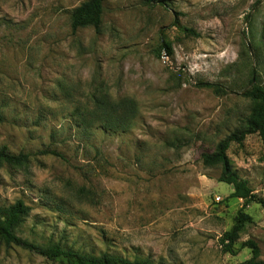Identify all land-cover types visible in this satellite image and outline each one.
Listing matches in <instances>:
<instances>
[{"label":"rangeland","instance_id":"obj_1","mask_svg":"<svg viewBox=\"0 0 264 264\" xmlns=\"http://www.w3.org/2000/svg\"><path fill=\"white\" fill-rule=\"evenodd\" d=\"M86 1L0 0V146L29 156L0 167V208H30L17 235L153 264H242L250 239L264 261V210L230 198L200 159L250 115V81L264 87V0H104L100 32L72 33ZM227 155L264 198L259 137ZM240 210L252 222L225 254ZM0 264L59 263L0 245Z\"/></svg>","mask_w":264,"mask_h":264},{"label":"trees","instance_id":"obj_2","mask_svg":"<svg viewBox=\"0 0 264 264\" xmlns=\"http://www.w3.org/2000/svg\"><path fill=\"white\" fill-rule=\"evenodd\" d=\"M147 1L150 2L151 0ZM103 2L104 0H88L75 8L71 12L72 33H75L77 29L85 26H92L94 31L99 33ZM159 3L163 7H166L162 1H159ZM175 25L184 35L198 36L191 29H186L177 23ZM159 50L166 51L167 55H170V43L162 40ZM196 87L208 89L217 97L224 96L228 92L223 86L212 83H198ZM242 96L249 99L252 103L250 115L241 126L218 143L213 152L201 154L200 159L202 165L206 168H220L218 182L225 183L232 188L230 198L242 200L243 208L253 203L259 205L264 210V198H259L253 194V190L250 188L248 182L233 168L227 155L231 144L242 145L245 138L250 135H257L264 147V87L257 80L252 79L249 86L243 90ZM1 122L2 116L0 114ZM41 154L62 158L54 151H44ZM28 159L29 156L27 154L19 153L15 155L10 153L5 146H0V167L6 165L8 167L20 168L28 163ZM29 214L30 208L22 201H17L6 208H0V245L6 248H21L39 255L50 262L59 264H153L148 260L130 261L106 253L98 256L82 254L71 249H65L58 244H50L47 246L32 244L17 235L18 228ZM251 222L252 219L249 215L244 214L242 210L238 212V217L233 226L219 238V245L223 253L235 255L234 246L239 240L244 225ZM245 248L250 251L251 257L242 264H264V261L260 259V249L256 242L250 239L242 242L240 249Z\"/></svg>","mask_w":264,"mask_h":264},{"label":"built area","instance_id":"obj_3","mask_svg":"<svg viewBox=\"0 0 264 264\" xmlns=\"http://www.w3.org/2000/svg\"><path fill=\"white\" fill-rule=\"evenodd\" d=\"M216 200H217V201H219V200H220V198H217Z\"/></svg>","mask_w":264,"mask_h":264}]
</instances>
